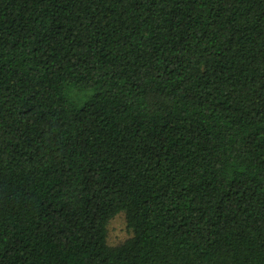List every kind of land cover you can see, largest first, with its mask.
Listing matches in <instances>:
<instances>
[{"label": "trees", "instance_id": "1", "mask_svg": "<svg viewBox=\"0 0 264 264\" xmlns=\"http://www.w3.org/2000/svg\"><path fill=\"white\" fill-rule=\"evenodd\" d=\"M0 264H264V0H0Z\"/></svg>", "mask_w": 264, "mask_h": 264}, {"label": "rangeland", "instance_id": "2", "mask_svg": "<svg viewBox=\"0 0 264 264\" xmlns=\"http://www.w3.org/2000/svg\"><path fill=\"white\" fill-rule=\"evenodd\" d=\"M132 236L131 231L127 228L125 214L116 215L108 224L107 243L109 246L115 247L121 245Z\"/></svg>", "mask_w": 264, "mask_h": 264}]
</instances>
